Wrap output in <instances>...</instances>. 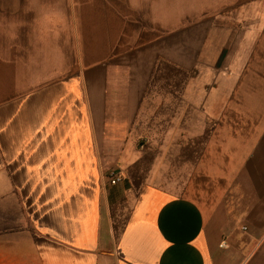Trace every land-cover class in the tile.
I'll list each match as a JSON object with an SVG mask.
<instances>
[{"label":"crops","instance_id":"obj_1","mask_svg":"<svg viewBox=\"0 0 264 264\" xmlns=\"http://www.w3.org/2000/svg\"><path fill=\"white\" fill-rule=\"evenodd\" d=\"M60 1L0 48V264H264V0L206 6L198 59Z\"/></svg>","mask_w":264,"mask_h":264},{"label":"rangeland","instance_id":"obj_2","mask_svg":"<svg viewBox=\"0 0 264 264\" xmlns=\"http://www.w3.org/2000/svg\"><path fill=\"white\" fill-rule=\"evenodd\" d=\"M115 9L114 19H109V21L114 23L116 28H122L126 26L124 20L128 16H137L141 18V22L145 23L148 21L142 18L144 13L150 14L161 21L162 28L165 39L163 42V57L173 58L178 57V54L185 52L187 44V34L195 33V43L196 51L195 58H202V45L201 40L203 36V28L209 26V13L206 12V6L218 5L219 1L225 0H107ZM250 1V0H242ZM68 3L61 2L60 0H0V48L3 45H9L12 41V33L18 30V22L22 21L23 18L27 21L29 19L30 25L33 24V16L36 13L33 9H39L41 6H45L59 14V20L62 17V12L65 13V9L68 11ZM70 6V5H69ZM74 10L80 12L82 15V28L84 31L90 29L88 25L93 21V23H101L106 26L107 14L106 12V0H74L71 4ZM137 6V8H134ZM179 10H176V7ZM140 7L142 9H140ZM185 7H189L184 12L182 10ZM24 10L26 13H24ZM140 10V11H138ZM189 10V12L187 11ZM194 11V15L190 17ZM205 11V12H204ZM27 12H29L27 14ZM61 17V18H60ZM65 18V17H64ZM218 22V21H217ZM47 26L48 24L45 23ZM128 27V26H127ZM100 28V27H99ZM177 29V32H176ZM172 34L170 35V32ZM85 36V35H84ZM179 50V53H178ZM185 57V54L179 55ZM7 68L0 67L3 73ZM201 68H196V76H198L199 70ZM162 86H166L167 83H161ZM197 85H202L200 81H197ZM196 148L195 151H198ZM155 151H152L149 155L145 156L143 163H137L132 169V183L138 186L144 180V174L155 158ZM197 153H195V156ZM185 156V154H184ZM186 158V157H185ZM121 217H123V211L120 212Z\"/></svg>","mask_w":264,"mask_h":264},{"label":"clouds","instance_id":"obj_3","mask_svg":"<svg viewBox=\"0 0 264 264\" xmlns=\"http://www.w3.org/2000/svg\"><path fill=\"white\" fill-rule=\"evenodd\" d=\"M33 11H35L37 15L49 25L50 28L54 29L59 22V14L45 6H41L39 9H33ZM12 38H15L14 31Z\"/></svg>","mask_w":264,"mask_h":264},{"label":"built area","instance_id":"obj_4","mask_svg":"<svg viewBox=\"0 0 264 264\" xmlns=\"http://www.w3.org/2000/svg\"><path fill=\"white\" fill-rule=\"evenodd\" d=\"M108 180L111 185H117L124 181V173L121 170L111 169L108 171ZM246 229V227H245Z\"/></svg>","mask_w":264,"mask_h":264}]
</instances>
